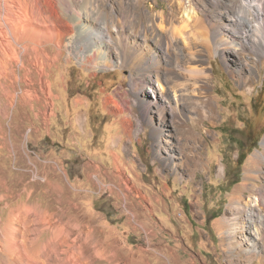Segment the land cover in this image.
Segmentation results:
<instances>
[{
  "label": "rangeland",
  "instance_id": "1",
  "mask_svg": "<svg viewBox=\"0 0 264 264\" xmlns=\"http://www.w3.org/2000/svg\"><path fill=\"white\" fill-rule=\"evenodd\" d=\"M135 1L107 3L118 9L121 2ZM186 1L198 5L201 17H210L215 24L230 3L143 0L136 5L169 13ZM57 2L65 8V0ZM180 42L184 49L186 43ZM176 54L170 52L173 58ZM67 56L65 52L47 71L45 80L52 82L57 97L51 118V100L39 81L34 86L17 83L8 90L20 97L0 100V241L8 212L28 204L37 213L70 220L69 227L93 230L95 240L112 250L114 264H229V208L253 184L264 182V59L253 81L245 85L231 74L239 73V56L230 53L227 62L219 55L207 58L206 64L213 66L207 92L213 117L204 119L206 95L183 94V107L194 122L189 131L177 130L169 115L162 149L167 152L159 155L131 91L132 71L113 68L95 74ZM25 90L38 93L40 100H23ZM239 143L245 153L250 150L242 164ZM169 154L175 163L165 161ZM240 221L246 230L236 231L235 237L255 240L253 223L246 215ZM261 251L250 264H264V246ZM238 262L242 264V259Z\"/></svg>",
  "mask_w": 264,
  "mask_h": 264
},
{
  "label": "bare ground",
  "instance_id": "2",
  "mask_svg": "<svg viewBox=\"0 0 264 264\" xmlns=\"http://www.w3.org/2000/svg\"><path fill=\"white\" fill-rule=\"evenodd\" d=\"M65 1L62 9L57 0H0V100L16 99L17 92L11 95L8 88L17 83L34 86L39 81L45 97L52 101H48V116H54L57 97L52 82L45 79L50 75L48 69L52 70L65 52L68 59L75 57L95 74L129 68L131 91L151 127L159 155L167 152L162 149L169 115L177 130L189 131V123L194 122L193 115L183 107V94L195 98L196 92L206 95L208 99L202 104L204 119L213 117L207 94L213 66L206 64L207 58L219 55L227 62L230 53L239 56V73L231 74L245 85L253 81L264 59V0H230L226 12L215 17L218 24L210 17L202 18L198 5L187 1L169 13L139 9L137 5L143 0H136L135 5L121 2L118 9H110L107 0ZM178 12L183 13L180 27L176 26ZM180 39L186 43L184 49ZM228 47L233 51L229 53ZM172 51L177 52L175 58L170 55ZM30 91L21 95L23 100H40L38 93ZM175 159L169 154L165 161L175 163ZM108 189L114 192L112 185ZM229 211L232 255L228 263L240 264L235 261L241 258L242 264H250L264 246V182L253 184ZM8 213L6 224L2 223L0 264H114L112 250L95 240L91 229L76 224L69 227L70 220L37 213L28 204ZM245 215L253 223L252 242L244 235L235 237L236 231L246 230L240 221Z\"/></svg>",
  "mask_w": 264,
  "mask_h": 264
},
{
  "label": "trees",
  "instance_id": "3",
  "mask_svg": "<svg viewBox=\"0 0 264 264\" xmlns=\"http://www.w3.org/2000/svg\"><path fill=\"white\" fill-rule=\"evenodd\" d=\"M247 138H250V135H248ZM247 138H246L245 140H243V141H247V140H248ZM249 141H250V140H249ZM259 141H260V140H259ZM259 141H257V142L255 143V145L258 144ZM239 145H240V148H239V160H240V162H239V164H242V163L246 160V158H247V154L250 152V150H249L247 153H245L244 151H245L246 147H244V145H241V143H239ZM253 148H255L254 145L252 146V149H253ZM252 149H251V150H252Z\"/></svg>",
  "mask_w": 264,
  "mask_h": 264
}]
</instances>
